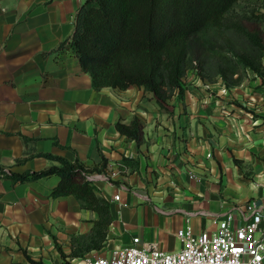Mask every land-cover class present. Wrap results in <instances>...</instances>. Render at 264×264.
<instances>
[{
    "label": "crops",
    "instance_id": "obj_1",
    "mask_svg": "<svg viewBox=\"0 0 264 264\" xmlns=\"http://www.w3.org/2000/svg\"><path fill=\"white\" fill-rule=\"evenodd\" d=\"M84 1L0 0V165L22 172L55 163L36 156L16 164L25 150L22 134L36 138L37 152L88 166L105 158L110 178L95 184L110 201L113 221L107 244L93 255L129 245L134 236L140 245L177 251L178 229L214 230L220 213L264 204V189L255 184L264 175V101L256 102L264 88L244 107L231 94L207 93L193 78L184 97L173 96L165 108L137 85L95 89L70 47H59ZM229 89L245 99L250 94ZM135 116L143 124L139 143L115 127ZM124 157L136 166H125ZM59 179L0 177V264H71V235L87 232L97 214L73 195L53 197Z\"/></svg>",
    "mask_w": 264,
    "mask_h": 264
},
{
    "label": "trees",
    "instance_id": "obj_2",
    "mask_svg": "<svg viewBox=\"0 0 264 264\" xmlns=\"http://www.w3.org/2000/svg\"><path fill=\"white\" fill-rule=\"evenodd\" d=\"M243 1L85 0L76 12L72 35L59 47L65 44L70 47L83 70L90 74L95 89H126L137 85L151 92L159 105L165 108V103L173 96L178 99L184 97L186 87L182 80L189 69L191 39L208 28L245 37L247 45L243 50L231 46L234 62L264 78L261 72L264 40L258 28L248 25V22L264 21V2L262 6L253 8ZM218 70L226 87L242 83L240 77H231L233 73L224 67ZM115 127L129 139L138 143L142 140L143 124L137 116L129 123L118 120ZM22 138L25 150L16 159V164L36 156L46 157L55 163L40 170L26 169L22 172L0 165V177L18 183L58 175L59 182L52 188L51 195H73L83 208L97 214L87 232L71 235L68 256L82 257L103 248L113 221L111 204L87 175L105 171L107 160L103 158L99 164L88 166L79 158L69 160L52 153L37 152L33 146L36 138L23 134ZM29 142L32 143L30 147ZM122 163L134 168L137 162L124 157ZM62 255L66 256L63 252ZM30 262L45 264L36 260Z\"/></svg>",
    "mask_w": 264,
    "mask_h": 264
},
{
    "label": "built area",
    "instance_id": "obj_3",
    "mask_svg": "<svg viewBox=\"0 0 264 264\" xmlns=\"http://www.w3.org/2000/svg\"><path fill=\"white\" fill-rule=\"evenodd\" d=\"M87 178L96 181L110 177L102 171L89 173ZM260 178L255 184L264 189V175ZM137 194L148 198L142 192ZM114 199H119V194ZM218 216L214 230L194 233L191 226L178 229L176 233L183 246L177 251L163 250L155 243L140 245V238L134 236L129 245H117L103 253H88L69 261L71 264H264V204L253 203L247 210L236 206Z\"/></svg>",
    "mask_w": 264,
    "mask_h": 264
},
{
    "label": "rangeland",
    "instance_id": "obj_4",
    "mask_svg": "<svg viewBox=\"0 0 264 264\" xmlns=\"http://www.w3.org/2000/svg\"><path fill=\"white\" fill-rule=\"evenodd\" d=\"M262 2H264V0L243 1V3L246 5L250 3L251 7L253 8L256 6H262ZM248 23V25L252 26L253 28L259 29L260 35L264 40V21L258 23ZM245 45H247L245 37L236 33H222L214 28H208L195 34L190 42V63L188 72L185 76L186 81L188 79L189 81L187 83L186 81L182 80L186 87L185 92L188 87L193 84V78H200L202 80V87L207 93H222L226 95L231 94V101H233L235 104L239 106L246 105L244 103L251 99V94L254 95L255 93H259L257 92L258 88H264V79H262L260 75H256V73L251 69H246L234 62L231 46H233L235 49L243 50ZM220 67H224L229 72H232L233 75H231V77L241 78L242 83L237 86L239 89H241L240 91L242 94H244V92L248 89L250 94L248 93V96H246L247 99H245L242 95L239 96L234 94L233 90L231 91L229 89L230 87H226L224 85L221 79V74L218 70ZM261 72L264 75V52L261 59ZM202 75H204V77H202ZM222 88H226V91H222ZM257 101L263 103L264 100L257 99L256 102ZM255 105L253 109L257 110L258 108H261V105L258 104V107ZM246 111H248V109H246ZM252 112L254 117L258 116V113H255L254 111ZM109 248L111 247H108L107 249Z\"/></svg>",
    "mask_w": 264,
    "mask_h": 264
}]
</instances>
